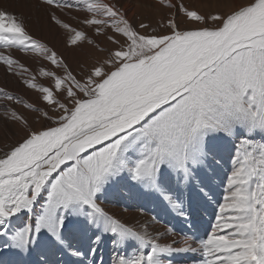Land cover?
<instances>
[{
  "label": "bare ground",
  "instance_id": "6f19581e",
  "mask_svg": "<svg viewBox=\"0 0 264 264\" xmlns=\"http://www.w3.org/2000/svg\"><path fill=\"white\" fill-rule=\"evenodd\" d=\"M226 1L235 3L226 15L243 7L241 0ZM149 8L158 9L159 4L152 0H0L1 13L6 15V19H0L3 22L9 19L10 24L21 30L16 39L25 49L33 41L48 43L71 66L75 56L62 41V32L67 31L61 24L67 29H79L81 22H77L78 19L82 21L96 14L104 21L122 19L132 26L133 16ZM263 33L264 0H261L236 16L228 17L219 30L203 31L198 37L176 41L162 59L167 60V64H161V68L157 66L158 59L149 65L133 64L116 73L110 79L112 89L107 95L105 93L106 96L87 101L84 108L66 123L34 140L20 155L18 163L0 170L5 171L0 175V185L8 184L6 176H19L21 182L18 196L10 203H4L2 194L0 205L4 204L7 210H16L15 203L22 202L17 198L30 200L24 209L29 214V237L22 245L16 244L7 250L0 264H264L262 149L257 143L251 144L257 152L256 156L254 154L258 163L255 178L260 183V192L256 201L250 202V209L242 204L243 184L237 177L233 161L242 140L251 143V140L259 139L264 143V122L258 124L249 109L243 114L245 112L231 98V103L225 102V107L232 110H228L223 126L212 133L211 143L202 139L201 144L197 142L180 156V162L171 160L163 170H153L151 177L136 184L130 182L126 186L127 194L120 190L119 180L113 178L111 186L102 193L107 206L97 204L100 210L93 218L83 208H77L72 224L62 227L53 215L46 214L48 216L42 218L47 225V234L35 237L33 232L34 215L42 210L45 196L43 188L37 194L35 188L44 174L54 170L60 161L72 158L76 161L82 155L85 146L80 144L82 140L76 143L79 139L97 131H105L108 135L141 122L159 106L188 89L192 82L198 83L201 72L214 70L236 44ZM5 35L9 38L7 33ZM209 40L213 41L211 46L203 57L194 61V53L205 47ZM3 46L0 41V47ZM12 49L0 50V55L14 54L27 64H33ZM84 52L94 53L87 48ZM170 59L176 64L189 59L193 62L178 74L177 67L181 65L172 72L166 71ZM8 71L0 65V91H16L28 102H36V95L26 89L16 71ZM55 152L58 154L54 164L46 166V161ZM189 169L190 173H186ZM216 172V177L207 183ZM122 180L127 179L123 177ZM28 214L13 215V222L7 213V217L3 216L6 226H0V248L9 245V235L26 223ZM245 234H249L248 238H244Z\"/></svg>",
  "mask_w": 264,
  "mask_h": 264
},
{
  "label": "rangeland",
  "instance_id": "374dc122",
  "mask_svg": "<svg viewBox=\"0 0 264 264\" xmlns=\"http://www.w3.org/2000/svg\"><path fill=\"white\" fill-rule=\"evenodd\" d=\"M152 1L159 4V8L142 9L133 16L132 26L122 19L104 21L91 13L82 21L77 20L81 22L79 29H67L61 24L67 31L62 32V41L75 56L71 66L48 43L33 41L25 49L16 39L21 30L10 24L9 19L7 22L0 19V41L4 44L0 50L4 52L13 47L12 50L16 53L32 61L34 70L30 67L31 63L27 64L9 53H1L0 65L7 67L11 73L16 71L26 89L36 95V102L30 103L19 92L6 89L0 91V170L18 163L22 157L20 155L34 140H39L44 133L66 123L84 108L87 101L106 96L112 89L110 79L116 73L133 64L144 66L158 59L157 66L161 68V64H167V60L162 59L171 51L176 41L191 36L198 37L203 31L219 30L228 17L236 16L261 0H241L243 7L229 15L226 13L230 12L235 3L226 0ZM0 18L6 19L1 10ZM84 25L87 27L84 28ZM210 41L206 43V49L204 46L197 49L196 52H199L194 53V61L203 57L213 42ZM86 48L94 53L84 52ZM172 60H169L166 71L172 72L181 65L177 67L178 74L185 68L188 69L193 62L189 59L176 64ZM199 77L198 83L192 82L188 89L159 106L141 122L129 124L108 135L104 134L105 131H97L79 139L76 143L82 140L80 144L85 146L82 155L76 161L73 158L60 161L54 170L44 174L35 188L36 194L43 188L45 196L42 210L34 215V236L47 234V225L43 220L48 216L46 214L53 215L62 227L72 224L73 213L79 210L77 208H83L93 218L96 211L100 210L97 204L107 206L102 193L111 186L113 178L119 180L120 190L127 194L126 186L130 182L136 184L137 181L151 177L153 170H163L171 160L180 162V156L197 142L201 144L202 139L211 143L212 133L223 126L226 114L232 110L225 107V102L231 103L229 98L245 112L243 114L249 109L258 124L264 122V33L236 44L214 70H205ZM104 127L109 128L106 125ZM248 141L249 143L244 140L239 142L240 147L236 149L233 161L237 177L241 178L243 184L242 204L250 209V202L256 201L260 192V183L255 178L258 163L256 157L254 160V154L256 156L257 152L251 148V144L257 143L261 147L260 163L264 165V143L259 139L251 140V143ZM57 154L55 152L48 158L46 166L54 164ZM190 170L186 173H190ZM4 173L5 171H0V175ZM216 175L217 172L213 173L207 183ZM6 177L8 184L0 185V195L4 194V203H10L18 196L21 182L19 176ZM123 177L127 180L123 181ZM17 201L22 202L15 203L16 210H7L4 204L0 205L1 227L6 226L3 222L6 213L12 222L15 221V214H28L24 209L30 200L17 198ZM28 219L29 214L26 223L9 235V245L0 248V254L5 250L0 255V260L7 250L10 251L16 244L22 245L29 237ZM49 234L51 236L50 232ZM248 235L245 234L244 238H248ZM34 255L36 256L35 252ZM51 260L55 261L53 258Z\"/></svg>",
  "mask_w": 264,
  "mask_h": 264
},
{
  "label": "crops",
  "instance_id": "0c3cea01",
  "mask_svg": "<svg viewBox=\"0 0 264 264\" xmlns=\"http://www.w3.org/2000/svg\"><path fill=\"white\" fill-rule=\"evenodd\" d=\"M211 105H212V103H211Z\"/></svg>",
  "mask_w": 264,
  "mask_h": 264
}]
</instances>
